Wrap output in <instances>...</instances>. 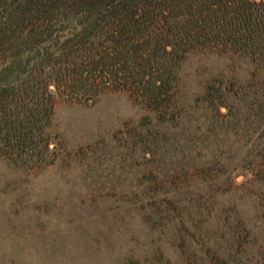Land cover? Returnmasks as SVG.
<instances>
[{
	"label": "trees",
	"instance_id": "trees-1",
	"mask_svg": "<svg viewBox=\"0 0 264 264\" xmlns=\"http://www.w3.org/2000/svg\"><path fill=\"white\" fill-rule=\"evenodd\" d=\"M75 91L129 100L109 142L68 148ZM53 139L68 166L128 182L122 200L190 258L224 243L222 264H264V0H0V162L40 164Z\"/></svg>",
	"mask_w": 264,
	"mask_h": 264
},
{
	"label": "rangeland",
	"instance_id": "rangeland-1",
	"mask_svg": "<svg viewBox=\"0 0 264 264\" xmlns=\"http://www.w3.org/2000/svg\"><path fill=\"white\" fill-rule=\"evenodd\" d=\"M66 94V103L76 106L59 107L56 120L66 130L69 149L98 137L109 142L132 112L124 94ZM60 96L56 100L64 101ZM59 145L51 140L41 163L27 169L0 162V264H204L187 256L183 232L175 238L146 227L132 199L122 200L120 186L128 191V182L85 172L75 166L78 159L68 166ZM256 171L254 166L236 170L233 185L252 180ZM251 191L258 195L260 188ZM222 245L219 257L226 252ZM259 251L264 255L263 248ZM217 256L210 264H222Z\"/></svg>",
	"mask_w": 264,
	"mask_h": 264
}]
</instances>
